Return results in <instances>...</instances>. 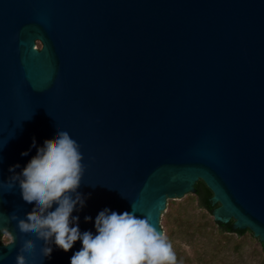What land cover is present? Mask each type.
Segmentation results:
<instances>
[{
  "label": "water",
  "instance_id": "water-1",
  "mask_svg": "<svg viewBox=\"0 0 264 264\" xmlns=\"http://www.w3.org/2000/svg\"><path fill=\"white\" fill-rule=\"evenodd\" d=\"M60 130L86 166L81 231L105 207L162 231L168 201L201 179L212 217L264 244V0H0V181ZM34 207L0 186L6 229ZM22 239L36 264H69L81 247L53 245L49 259L16 233L0 264H15Z\"/></svg>",
  "mask_w": 264,
  "mask_h": 264
},
{
  "label": "clouds",
  "instance_id": "clouds-1",
  "mask_svg": "<svg viewBox=\"0 0 264 264\" xmlns=\"http://www.w3.org/2000/svg\"><path fill=\"white\" fill-rule=\"evenodd\" d=\"M80 148L69 132L60 130L42 150L33 141L30 153L22 155V159H28L31 152L37 155L22 174H17L19 165L9 166L11 175L0 181V186L18 190L23 203L35 207L23 222L18 216L11 217L10 222L17 225L15 233L0 225L2 246H14L18 233L24 238L35 235L37 240H43L45 246L40 251L49 259L53 245L67 252L79 240L81 247L73 252L69 264H177L171 242L163 230L153 225L150 215L105 207L95 216L96 231H81L80 217L73 213L86 206L91 194L78 191L86 167ZM92 219L84 217L85 221ZM21 244L15 264H36L35 241L22 239Z\"/></svg>",
  "mask_w": 264,
  "mask_h": 264
},
{
  "label": "rangeland",
  "instance_id": "rangeland-1",
  "mask_svg": "<svg viewBox=\"0 0 264 264\" xmlns=\"http://www.w3.org/2000/svg\"><path fill=\"white\" fill-rule=\"evenodd\" d=\"M161 225L177 264H264L260 240L250 232L220 233L212 213L199 206L194 194L170 199Z\"/></svg>",
  "mask_w": 264,
  "mask_h": 264
},
{
  "label": "trees",
  "instance_id": "trees-1",
  "mask_svg": "<svg viewBox=\"0 0 264 264\" xmlns=\"http://www.w3.org/2000/svg\"><path fill=\"white\" fill-rule=\"evenodd\" d=\"M196 193L194 194L195 197H197L199 201V206L213 214L214 209L219 206V203L213 204L212 197H213V191L207 186V184L203 180H199L196 183ZM216 225L218 228V231L220 233H237L240 236H244L247 232H250L253 234V232L250 229H235L234 228V219L231 221L224 223L216 221ZM254 235V234H253ZM2 244V242H0ZM262 244V249L264 251V244Z\"/></svg>",
  "mask_w": 264,
  "mask_h": 264
}]
</instances>
